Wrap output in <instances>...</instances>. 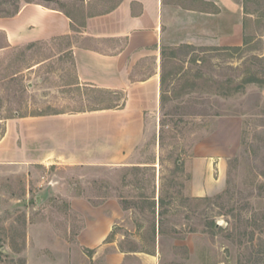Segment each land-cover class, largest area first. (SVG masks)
Returning <instances> with one entry per match:
<instances>
[{
	"label": "rangeland",
	"instance_id": "obj_1",
	"mask_svg": "<svg viewBox=\"0 0 264 264\" xmlns=\"http://www.w3.org/2000/svg\"><path fill=\"white\" fill-rule=\"evenodd\" d=\"M115 1L0 0V18L36 3L62 10L80 26ZM165 1L183 12L164 27L155 129L119 164L0 167V264H101L91 260L94 251L75 246L83 219L68 212L74 198L115 206L108 241L127 254L126 264H141L144 256H153L152 264H264V0H237L244 14L240 47L194 44L187 11L208 6ZM77 40L11 47L0 34V134L8 120L123 105L122 92L78 83L69 50ZM227 118L239 121L240 131L223 189L190 196L194 148L204 141L221 148ZM212 176L217 180V170Z\"/></svg>",
	"mask_w": 264,
	"mask_h": 264
},
{
	"label": "crops",
	"instance_id": "obj_2",
	"mask_svg": "<svg viewBox=\"0 0 264 264\" xmlns=\"http://www.w3.org/2000/svg\"><path fill=\"white\" fill-rule=\"evenodd\" d=\"M201 2L208 9L187 11L186 16L193 43L240 47L244 21L241 4L237 0ZM179 12L183 11L170 7L165 0H116L110 10L87 16L77 26L62 10L24 3L13 16L0 18V34L11 47L78 36L69 48L78 83L124 94L123 105L116 109L6 121L0 134V167L34 171L37 167L121 163L141 137L156 127L153 122L159 104L164 27ZM261 98L264 102V89ZM224 127L228 140L221 148H212L209 141L194 148L190 196L209 197L223 189L226 159L238 144L240 123L227 118ZM214 170L217 180L212 176ZM68 202L69 214L83 219L75 234V246L94 251L92 261L97 258L101 264H126L127 254L107 241L118 218L115 206L104 202L93 207L80 198ZM36 229L32 236L39 243ZM60 241L69 246L65 238ZM60 241L56 245H61ZM152 257H141V264H152Z\"/></svg>",
	"mask_w": 264,
	"mask_h": 264
},
{
	"label": "trees",
	"instance_id": "obj_3",
	"mask_svg": "<svg viewBox=\"0 0 264 264\" xmlns=\"http://www.w3.org/2000/svg\"><path fill=\"white\" fill-rule=\"evenodd\" d=\"M17 10H18V8L16 7L15 8V10H14V12L13 13H11V14H8L7 15V17H10V16H13L16 12H17ZM237 50V49H236ZM248 82H255V81H248ZM264 86V85H263ZM122 105H120V106H115L116 108H120ZM115 108V109H116ZM109 109H113V107H105V108H102V109H91V110H89V111H87V112H90V111H98V110H109ZM85 112V111H84ZM211 227H215V224L212 222L211 223ZM109 238H110V236L107 238V241L109 240ZM145 253H147V252H145ZM147 254H149V253H147ZM153 255V254H152Z\"/></svg>",
	"mask_w": 264,
	"mask_h": 264
},
{
	"label": "water",
	"instance_id": "obj_4",
	"mask_svg": "<svg viewBox=\"0 0 264 264\" xmlns=\"http://www.w3.org/2000/svg\"><path fill=\"white\" fill-rule=\"evenodd\" d=\"M41 201V198L40 197H37V202L39 203Z\"/></svg>",
	"mask_w": 264,
	"mask_h": 264
}]
</instances>
